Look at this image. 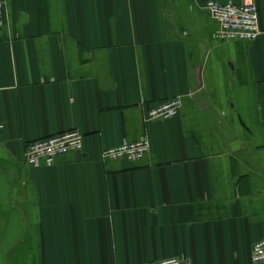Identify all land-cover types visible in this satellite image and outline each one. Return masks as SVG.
<instances>
[{
  "label": "crops",
  "instance_id": "crops-1",
  "mask_svg": "<svg viewBox=\"0 0 264 264\" xmlns=\"http://www.w3.org/2000/svg\"><path fill=\"white\" fill-rule=\"evenodd\" d=\"M1 1L0 264H252L264 0L257 39L222 44L205 0ZM174 98L177 117L146 121ZM69 131L81 152L25 166L29 143ZM142 138L141 160L102 159Z\"/></svg>",
  "mask_w": 264,
  "mask_h": 264
},
{
  "label": "built area",
  "instance_id": "built-area-1",
  "mask_svg": "<svg viewBox=\"0 0 264 264\" xmlns=\"http://www.w3.org/2000/svg\"><path fill=\"white\" fill-rule=\"evenodd\" d=\"M3 2L0 0V25L3 17ZM204 9L218 25L214 34L217 43L234 41L254 42L259 36L258 15L254 0H240L238 5H220L212 0H205ZM181 101L170 99L146 115V121H162L177 117ZM83 148V136L78 131H69L49 138L31 142L25 153L27 168L52 167L56 158L68 153H79ZM149 153L146 138L132 144H123L117 148L102 152V159L110 161L126 160L136 162ZM251 263L264 264V239L253 245ZM150 264H182L178 259H168Z\"/></svg>",
  "mask_w": 264,
  "mask_h": 264
}]
</instances>
